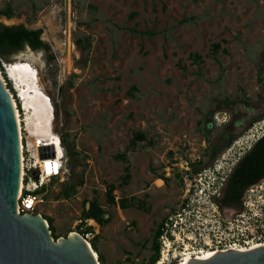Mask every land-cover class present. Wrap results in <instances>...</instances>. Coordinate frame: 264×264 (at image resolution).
Instances as JSON below:
<instances>
[{
	"label": "rangeland",
	"instance_id": "rangeland-1",
	"mask_svg": "<svg viewBox=\"0 0 264 264\" xmlns=\"http://www.w3.org/2000/svg\"><path fill=\"white\" fill-rule=\"evenodd\" d=\"M0 21L42 28L49 44L48 51L25 48L10 62L30 60L53 105V131L66 139L65 180L40 189V214L48 226L45 216L51 219L54 240L78 229L82 201L95 194L111 215L92 240L99 264H147L159 231L182 256L228 245L209 246L218 244L225 218L221 182L264 130V0H0ZM10 62L0 59V73L27 134L25 107L36 103L34 92L27 78L23 85L8 76ZM218 111L229 115L221 125L213 123ZM135 131L148 139L127 153L130 182L114 193H147V210L104 198L106 184L117 185L123 174L115 155ZM174 153L192 159L186 181L166 174ZM84 166V184L60 197ZM243 207L258 225L264 179L246 192Z\"/></svg>",
	"mask_w": 264,
	"mask_h": 264
},
{
	"label": "water",
	"instance_id": "water-1",
	"mask_svg": "<svg viewBox=\"0 0 264 264\" xmlns=\"http://www.w3.org/2000/svg\"><path fill=\"white\" fill-rule=\"evenodd\" d=\"M39 152L42 158L54 156L52 145L41 146ZM19 179L17 125L0 73V264H99L78 234L54 240L43 217L16 212ZM234 216L236 212L227 219ZM182 264H264V244L218 250Z\"/></svg>",
	"mask_w": 264,
	"mask_h": 264
},
{
	"label": "trees",
	"instance_id": "trees-1",
	"mask_svg": "<svg viewBox=\"0 0 264 264\" xmlns=\"http://www.w3.org/2000/svg\"><path fill=\"white\" fill-rule=\"evenodd\" d=\"M42 28H28L23 23L16 24H5L0 21V59L10 62L11 58L23 51L25 48H30L32 50H42L48 51L49 44L42 39ZM76 46L80 49H84L81 40L76 41ZM132 88H135L134 86ZM62 146L66 144V139L60 136ZM148 139V134L144 131H135L125 149L115 155V159L121 160L125 163L123 174L120 177V181L117 185L113 183H107L104 192L105 204L106 205H116L121 209L128 207H136L138 209L147 210V198L148 194L145 193L143 197H138L135 195L116 196L114 190L116 188L122 189L129 184L131 173L130 164L128 160L127 153L133 151L138 142ZM72 146L74 144L72 143ZM85 166L81 170V174L76 178L75 182H66L62 185L59 191V196L68 199L74 196L77 192L76 187L84 184L83 172ZM163 180H167L166 177L162 175ZM264 179V133L261 134L251 146L243 153L239 158L238 162L235 164L232 175L230 178V187H234L237 181H246L248 184H257ZM245 184L242 187L246 186ZM244 191H226L223 196V201L227 204H241V196ZM82 210L80 213L81 223L86 219H94L99 226L107 224L111 215L104 208V206L98 201L97 196L94 194L90 199L85 198L82 201ZM49 222V229L52 230L51 219L45 216ZM79 228V226H78ZM157 233L156 238L153 239V249L154 253L152 258L147 264H153L159 253V242ZM92 248H95V243H91Z\"/></svg>",
	"mask_w": 264,
	"mask_h": 264
},
{
	"label": "built area",
	"instance_id": "built-area-1",
	"mask_svg": "<svg viewBox=\"0 0 264 264\" xmlns=\"http://www.w3.org/2000/svg\"><path fill=\"white\" fill-rule=\"evenodd\" d=\"M3 84L5 86L4 82ZM228 120L229 115L225 111H218L213 116V123L215 124L221 125ZM21 129L20 145L22 175L21 187L17 196L16 212L19 214H40L39 207L45 203L44 194L40 191L43 184L51 180L63 181L66 178L67 169L65 165L64 148L61 143L60 134L57 132H55V136L53 138H50L46 141L43 138L35 135L30 136L28 131V135L22 133ZM262 133H264V130L261 132V134ZM48 145L53 146L54 156L46 158L40 157L39 148L41 146ZM47 151V149L43 150V152ZM191 161L192 159L188 155H177L176 153H174L171 158V162L166 166V174H169L170 171H173L175 174H178L180 178L186 181L187 176L190 173ZM190 189V186L187 185L188 192H190ZM172 230L175 231L174 228ZM74 232L81 236L85 241H88L91 245L92 240L98 233L97 223L94 219H86ZM158 242L159 253L156 261L153 264H176L184 258V256L181 255L182 253H184V251L178 250L177 244L176 247L174 246L173 248L167 231L162 232L159 235ZM254 243L264 244V240L256 242H249L247 240L243 242H229L228 245L225 246V248L216 250H226L230 247L246 248L250 247V245ZM189 254L196 255L197 253L192 252Z\"/></svg>",
	"mask_w": 264,
	"mask_h": 264
},
{
	"label": "bare ground",
	"instance_id": "bare-ground-1",
	"mask_svg": "<svg viewBox=\"0 0 264 264\" xmlns=\"http://www.w3.org/2000/svg\"><path fill=\"white\" fill-rule=\"evenodd\" d=\"M7 70H8L7 72H8L9 77L13 76L15 79H17L21 83H24L23 81L25 80V78L30 80L28 83V88H32V89H30L29 93L34 92L33 97H34V100L36 103L33 104L32 101H30L31 105L29 102V105L27 104V106L25 107L29 113V115L25 119L26 120V128L29 132V135L30 136L35 135V136L41 137L46 141L50 138H53L55 136V133L53 131V125H52V123H53V105H52L51 99L48 97V95L43 93L42 88L40 87L38 75H37L36 71L34 70V67L32 66V64L30 63V60H28V59L25 61H23V60L16 61L15 60L13 62H10ZM18 85L20 86V84H18ZM23 85H25V83ZM19 90L22 93L24 92V89L21 87ZM8 93H9V96H10V99L12 102V107H13V111H14V115H15L17 131H18V139H19V157H20L19 190H20L21 175H22L21 145H20L21 123H20V116H19V111L17 110L16 102L13 99V96L10 94L9 91H8ZM32 100H33V98H32ZM23 103H24V101H23ZM30 111H32V113ZM37 216L42 219L41 214H38ZM44 223L46 225L48 224L45 219H44ZM72 233H75V232H71L66 237L69 238V236ZM85 243L88 246L89 250L91 251L93 257L97 258V254L94 251V249L92 248V246L90 245V243L88 241H85ZM259 245H262V244L254 243V244L250 245V247H246V248L230 247L229 249L244 250V249H248V248L259 246ZM216 251H218V250H216ZM216 251H212L210 253L209 252H198L196 255H192V254L187 253L184 256V258L181 259L176 264H182L184 262L191 261L193 259H197V258L203 257V256L211 254V253H215Z\"/></svg>",
	"mask_w": 264,
	"mask_h": 264
},
{
	"label": "flooded vegetation",
	"instance_id": "flooded-vegetation-1",
	"mask_svg": "<svg viewBox=\"0 0 264 264\" xmlns=\"http://www.w3.org/2000/svg\"><path fill=\"white\" fill-rule=\"evenodd\" d=\"M238 162V161H237ZM236 162V163H237ZM235 163V164H236ZM235 166V165H234ZM234 166L229 170V172L226 174V177L223 178V181L221 182V187L219 189L218 195H219V207L220 211L223 215V217L227 218L228 215L231 213L236 212V217L233 218V220L236 223L230 222V220H225L223 218V223L221 222L220 226L222 227L221 229V235L220 239L217 240V245H209L210 247L212 246H221L225 245L227 242H243V241H249V242H256V241H263L264 240V217L262 216L259 220V224H251L249 221L246 220L247 216H245V209L243 207L244 203V196L246 195L247 191L252 190V186L255 184H248L246 185V181L239 182L237 181L235 183L234 187H230V178L232 175V171ZM246 185L242 187V185ZM226 191H244L242 196H241V204H227L223 201V196L225 195ZM186 207H189L188 204H186ZM241 216L242 218H238V216ZM190 216H188V219ZM241 223H248L247 225H240L238 222ZM182 222V221H181ZM185 224V223H183ZM230 224V225H228ZM163 228V227H162ZM181 225L179 226L178 231L181 229ZM199 235H202L201 232L198 233ZM190 237L187 236V239ZM192 238V237H191ZM199 240H202L201 237L198 238ZM196 239L194 238V241ZM199 240L197 243H199ZM183 244V243H182ZM178 247H181L178 245ZM184 248V247H183ZM186 248V247H185Z\"/></svg>",
	"mask_w": 264,
	"mask_h": 264
}]
</instances>
